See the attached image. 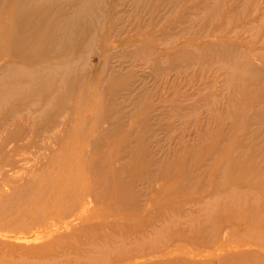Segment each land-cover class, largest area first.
<instances>
[{
    "label": "rangeland",
    "instance_id": "374dc122",
    "mask_svg": "<svg viewBox=\"0 0 264 264\" xmlns=\"http://www.w3.org/2000/svg\"><path fill=\"white\" fill-rule=\"evenodd\" d=\"M0 264H264V0H0Z\"/></svg>",
    "mask_w": 264,
    "mask_h": 264
}]
</instances>
